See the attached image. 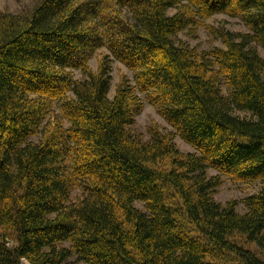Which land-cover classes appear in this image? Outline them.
Here are the masks:
<instances>
[{"label": "trees", "instance_id": "1", "mask_svg": "<svg viewBox=\"0 0 264 264\" xmlns=\"http://www.w3.org/2000/svg\"><path fill=\"white\" fill-rule=\"evenodd\" d=\"M217 15L247 31L213 28L225 46L211 50L178 37ZM257 46L264 0H41L26 17L0 12V264H264ZM115 61L133 79L121 72L110 96ZM140 94L172 129L132 132ZM224 176L261 184L244 212L215 201Z\"/></svg>", "mask_w": 264, "mask_h": 264}, {"label": "rangeland", "instance_id": "2", "mask_svg": "<svg viewBox=\"0 0 264 264\" xmlns=\"http://www.w3.org/2000/svg\"><path fill=\"white\" fill-rule=\"evenodd\" d=\"M41 0H0V12H7L9 14L19 15L20 17L28 16L32 9L40 3ZM219 27L224 28L232 33H245L247 31L244 23L238 17H230L228 15H217L206 20L201 26L198 27L197 35L195 39L188 38L184 34H180L178 37L181 41L187 43L190 47H196L198 50H211L215 47L224 48V41L219 37H215L210 30L213 28ZM257 50L260 55L264 57V49L261 46H257ZM96 58H93L90 61V64L93 68L96 67ZM112 88L109 93L112 96L115 87L119 81V76L121 72H125L131 79H133V72L128 70L125 66L115 61L112 64ZM123 70H119V68ZM76 78L81 77L79 72L74 71ZM221 89L224 94L229 93V88L226 86L225 82L221 83ZM144 102V107L142 111L136 116V121L131 127L132 132H139L144 137L147 136L148 126L155 121L160 128L162 129H172L163 118L158 113L157 108L149 103L144 94H140ZM234 115H240L241 117H248L246 113H237L234 112ZM175 143L177 148L182 153L193 151L192 147L185 143L179 136L175 138ZM216 173L215 170H209V174ZM261 187V184L252 183V184H242L240 182H235L231 178L224 176V181L222 185L217 189L214 194V199L216 202L225 204L230 200H236L238 202V211L244 212L245 208L243 206V199L258 191ZM141 207V205H138ZM13 243L10 242L9 245ZM258 255L264 259V248L257 251ZM22 264H28L26 261H23ZM75 264H84L81 262H75Z\"/></svg>", "mask_w": 264, "mask_h": 264}]
</instances>
